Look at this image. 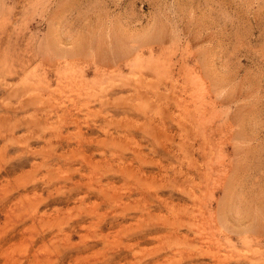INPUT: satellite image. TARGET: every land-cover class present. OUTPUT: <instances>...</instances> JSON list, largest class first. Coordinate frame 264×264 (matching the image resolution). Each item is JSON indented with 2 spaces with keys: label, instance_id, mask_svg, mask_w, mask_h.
I'll return each instance as SVG.
<instances>
[{
  "label": "rangeland",
  "instance_id": "1",
  "mask_svg": "<svg viewBox=\"0 0 264 264\" xmlns=\"http://www.w3.org/2000/svg\"><path fill=\"white\" fill-rule=\"evenodd\" d=\"M0 264H264V0H0Z\"/></svg>",
  "mask_w": 264,
  "mask_h": 264
},
{
  "label": "bare ground",
  "instance_id": "2",
  "mask_svg": "<svg viewBox=\"0 0 264 264\" xmlns=\"http://www.w3.org/2000/svg\"><path fill=\"white\" fill-rule=\"evenodd\" d=\"M64 139V138H63ZM65 139H67V137L65 138ZM61 142V141H60ZM59 145V144H58ZM91 188V187H90Z\"/></svg>",
  "mask_w": 264,
  "mask_h": 264
}]
</instances>
